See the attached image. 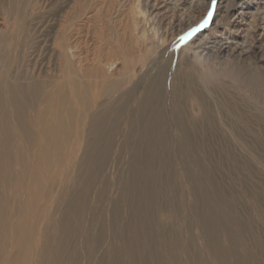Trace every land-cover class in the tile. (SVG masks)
<instances>
[{"label":"rangeland","instance_id":"1","mask_svg":"<svg viewBox=\"0 0 264 264\" xmlns=\"http://www.w3.org/2000/svg\"><path fill=\"white\" fill-rule=\"evenodd\" d=\"M122 15L136 25V37L145 36L149 53L131 71L123 61L112 67V79L125 82L109 100L104 65L92 55L116 36ZM174 43L179 71L207 82L215 127L195 143L172 127L164 142L148 145L138 128L145 74ZM0 56V78L29 96L26 135L11 146L22 155H13L3 189L0 264H56V253L64 264H112L111 249L124 259L139 208L137 157L155 165V199L138 209L151 230L189 248L195 264H218L214 238L202 230L215 218L218 243L234 253L231 264L239 257L264 264V0H0ZM69 81L76 91L60 89ZM170 94L168 121L200 114V106ZM54 132L58 142L48 147L43 136ZM21 164L31 167L22 182ZM170 256L178 260L172 264H189L177 247Z\"/></svg>","mask_w":264,"mask_h":264},{"label":"bare ground","instance_id":"2","mask_svg":"<svg viewBox=\"0 0 264 264\" xmlns=\"http://www.w3.org/2000/svg\"><path fill=\"white\" fill-rule=\"evenodd\" d=\"M128 12L129 15L133 14V9H130ZM127 17L128 15H126V17L123 16V21L120 19L119 25H117L118 29L116 36L114 38L112 36L110 38L109 36H106L103 39L105 41L103 44L104 46H96V50L92 55V59L95 62L98 61L101 65H104V68L101 69L102 77H105L103 91L109 100L113 92L123 91L122 87L124 86L125 82V80L122 82H117L112 79L113 74L110 72L112 67L123 61L125 67L131 71L134 69L135 63H144L147 60L146 57L149 53L147 39L145 36H142V38L136 37L138 31L137 27L134 24L130 25L129 19L127 20ZM178 44L179 43H174L162 51L158 62L155 64L156 68L155 66L152 67V70H147V73L145 74L147 86L143 90L144 95L138 103V108L140 111V121L138 122V128H140V130L143 132L142 140L146 141L148 145H155L157 142H164L163 140L166 138L164 130L170 129L172 127L182 128L184 130L185 139L189 143H195L203 140V136L205 135L202 133V130L213 128V126L215 127L214 120L212 118V110L209 106L210 100L203 94L202 90V87L206 89L205 86H207V82H204L206 85L200 84L196 74H193V71L191 70H188L187 72L179 71L178 66L181 63V56L179 53ZM71 49H73V47L68 48L69 54H71ZM219 53H221V50ZM137 54H140V56H137L138 58H133V55ZM71 58L72 57L70 56V59ZM3 60L4 59L0 56V64ZM62 66L63 62L61 64V67ZM64 71L67 72L68 76L72 77L73 70ZM5 74L6 73H3L2 75L4 76ZM71 79L75 81L73 77ZM178 82L180 84L179 86L181 87L179 90L175 88ZM76 88L77 86L75 82L70 81L60 87L61 90L66 89L67 92L76 91ZM20 89L21 88L19 86H7L5 78H0V221H3L4 219L3 215L7 206L5 192L3 189L8 183V180L6 179L12 174L14 167L13 155L20 157L22 155L21 153L12 154L11 146H13L15 139H21L22 136L26 135L28 128L24 125L26 124L27 116L25 99H28L29 96L28 94L26 95V93L22 95L20 93ZM22 89L23 92L29 91L27 86H23ZM77 91L79 92L80 89H77ZM136 91L137 86L132 90V93ZM7 92H9L10 96L6 94ZM169 92H171L170 96L172 95L171 97L173 98L182 96L183 99L189 100V102L200 106V114L193 115L189 112H186L184 118H180L178 115H175V113L173 114L174 119L172 118L170 121H168L167 117H165L163 103L164 101L167 102L169 99ZM130 93L125 92L122 94V98L118 99V104L124 105L125 101L122 99L129 98ZM51 105L53 107V109L51 107V112L54 113V105L52 103ZM112 107L114 106L112 105ZM76 123L80 124L81 121L77 120ZM43 138L46 142H48V147L58 142V137L55 132L49 133L46 136H43ZM152 150H150V156L153 155ZM40 163H42L44 166L43 161ZM154 168L155 165L152 158L145 163L142 162L138 157L133 161L135 184L137 185V187L133 190V194H137L139 191L137 197V204L139 208H141V206L144 204L147 205L150 202L152 203L153 199H155L156 194L150 186V180L156 176V171H154ZM30 171V166L21 164L20 169L18 170L19 181L22 182L26 176V173ZM35 173H37V171ZM195 188L197 190L200 189L196 182ZM138 209L136 208L135 210V220L133 224L129 229H127V231L129 230L127 233L128 240L126 241L125 246L122 248V250L126 253L125 258H121L118 251L116 252L115 250L111 249L109 251L110 256H108V259L111 260L112 264L178 263V260L175 256L174 258L170 256V252L176 247L182 251V254L186 257L189 264H195L193 256H189V248L182 249V247L179 245V241L173 238L170 239L169 236H164L162 233L151 230L148 221L144 216L141 217V213L138 212ZM216 224L217 220L215 218H210L208 222H203L202 224V230L204 231L205 235H212L214 238V242L211 243L213 247V260L218 264H231V260L234 259V253L230 250L223 249L218 243V224L217 226ZM72 225L73 224H71L69 227L70 230H72ZM150 242L154 244L153 247H151ZM56 257V264L57 262L60 263L63 261L64 256H59V253H56ZM235 261L237 262L236 264H245L244 259L242 260L241 257H239V259H235ZM48 263L51 264L50 258H48Z\"/></svg>","mask_w":264,"mask_h":264}]
</instances>
